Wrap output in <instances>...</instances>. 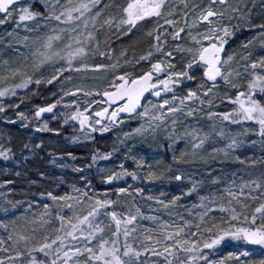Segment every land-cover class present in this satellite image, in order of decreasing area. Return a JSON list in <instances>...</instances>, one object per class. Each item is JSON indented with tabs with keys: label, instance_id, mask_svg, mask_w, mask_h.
<instances>
[{
	"label": "snow or ice",
	"instance_id": "obj_1",
	"mask_svg": "<svg viewBox=\"0 0 264 264\" xmlns=\"http://www.w3.org/2000/svg\"><path fill=\"white\" fill-rule=\"evenodd\" d=\"M0 26V121L59 133L39 122L50 114L72 142L114 136L58 165L78 174L62 194L0 169V264H264V155L242 154L264 152V0H0ZM0 158L21 163L2 131ZM196 161L203 172L179 167Z\"/></svg>",
	"mask_w": 264,
	"mask_h": 264
},
{
	"label": "rangeland",
	"instance_id": "obj_2",
	"mask_svg": "<svg viewBox=\"0 0 264 264\" xmlns=\"http://www.w3.org/2000/svg\"><path fill=\"white\" fill-rule=\"evenodd\" d=\"M197 2H199V0H197ZM258 5H259V0H257V7H258ZM254 11H256V9H254ZM2 32H3V27L0 26V33H2ZM240 38L243 39L244 37L241 36ZM118 45H119V42H117V44H116L117 48H118ZM46 96H47V93H43L42 96H33V97H31V99L24 100L23 103H20V101L18 99H13L10 102H12V103H20V110L21 111H25L26 114L30 116L32 111H34V106L36 104H38V100H39L38 97L41 98V100H39V101L42 104L43 98L46 97ZM228 106L229 105L225 104L224 106H222L221 108H219L217 110H227ZM8 114L10 116L13 115L12 112H9ZM44 120H48L49 121V126L50 127H60V128L61 127H65V130L62 132V135H59L60 132L59 133H56V132H37L35 127H33V130H30V131L28 130L29 131L28 139H30V140L36 139V141L38 143H39V141L41 139H43L45 141V146L43 147V151H41L40 153H45L46 155L50 156V154H49L50 152H56L57 154H59L62 149H70V150L77 149V150H82V151L84 150L85 152L88 153L90 149L96 148V147H99L101 149V151H103V150L110 151L111 150V147H112V144H113V140H114V136L112 134H104L102 139H101V137L99 135H97L98 138H97L96 143H93L91 141L72 142L71 141V136L74 135V134H77L78 133L77 132L78 129H73L72 127L67 126V125H60L56 121L51 120V118L44 119ZM42 121H39V122H42ZM35 123H38V122L32 121L31 122L32 126ZM15 127L18 128V130H20L22 133L25 132V128H22L20 126L19 122H17L16 124H9L8 122L0 121V131H2L5 134V136H7V135L11 136L12 144L14 146V149L18 150L21 147L20 143L23 142V141H22L21 138H17L16 136H14L13 134L10 133L11 130L15 129ZM125 130H127V129H125ZM180 146L183 148L184 144L181 143L179 145V147ZM136 147L137 148H143V153L142 154H145V155L156 151L155 149L147 148V145H141L139 142H137ZM178 149H177V154H179L178 153V151H179ZM64 151H66V150H64ZM37 153H38V155H40V153L38 151H37ZM122 153H123V149L121 150V154H120L121 158L120 159H123ZM261 153H262V151H261L259 145H257L254 148L249 146V147H247L246 150H244L242 152L243 155H254L256 157L262 156ZM171 155H172L171 151H168L166 154L162 153L163 159L165 161H168V162H171ZM155 158L156 159H160L161 157L157 156ZM21 160L23 161L22 158H21ZM12 162L13 163L10 165V168L13 169V171L19 170L22 173H26L25 169L27 168V166L25 164L22 163V166L21 165L17 166L14 163V161H12ZM115 162L118 163L119 161H115ZM66 163L69 164L68 161H66ZM111 163H112V161L111 162L104 161V163H102V164L110 167ZM49 164H52V163L49 162ZM234 164H238V163H234ZM126 165H130V162H126ZM49 167H51V166L49 165ZM179 167H182L185 170H199V171L203 172L202 171L203 166H202L201 163L200 164H197V163L181 164V165H179ZM239 167H241V166L239 165ZM65 170L69 171L71 169L68 168V169H65ZM61 171H64V169H62ZM0 175H2L1 179H3V178H12L11 176H5L3 174H0ZM65 175H66L65 178L69 179V176L67 174H65ZM71 175H74V174L71 173ZM76 177H77V175H76ZM24 181H25V178L23 176L20 178V180H18V182H17V188L18 189L27 190V185L24 183ZM137 182L140 183L138 186L145 187L146 189H152L153 192H156V190L161 188V187L169 186L167 184L162 185V184H160L159 181H157V182L144 181L143 183H141L140 181H137ZM52 185L53 186L51 188H49L47 186V182L43 180V181L39 182L37 185H32L31 188H32L33 192L37 191V189L43 190V189L47 188V189L55 191L57 194H62L64 191H69L70 190L68 188V183L67 184L65 183V184L61 185V187L59 189L56 188L54 182L52 183ZM170 187L171 188H170L169 192L175 191V182H173V184ZM16 198L17 199H21L22 197L21 196H17ZM0 218H3L2 215H0ZM144 223L147 224L149 222L144 221Z\"/></svg>",
	"mask_w": 264,
	"mask_h": 264
},
{
	"label": "trees",
	"instance_id": "obj_3",
	"mask_svg": "<svg viewBox=\"0 0 264 264\" xmlns=\"http://www.w3.org/2000/svg\"><path fill=\"white\" fill-rule=\"evenodd\" d=\"M38 99L41 100V98H39V97H38ZM39 100H38V104H41ZM31 122L28 124V127L25 128V132H23V133L20 130H18V128H16V127H15L14 130H11V132H10L11 134L16 136L17 138H21L22 139L23 142L20 143L21 146L25 142L38 143L36 141V139H32V140L28 139L29 131L33 130V126L31 124ZM64 130H65V127H61V131H60L59 135H62V132ZM20 148L18 150L14 149L18 159H21L19 157ZM179 148H182V147L180 146ZM64 150H66V151H64ZM93 150H94V148L90 149L89 152L87 153L84 150L82 151V150H77V149H72V150H70V149H62L60 151V153H63L64 155L61 156V155H59L60 154L59 153L55 157V159L57 161L56 164H49L50 160L53 159V157L48 156L45 153H40L43 150H38L40 155H38V153H37L35 156H29V159L27 161H24V160L22 161L21 160V164L20 165L22 166V163H23V164H25L27 166V168L25 169L26 170L25 172H26L28 178L34 179V180H39V182L43 181V179H41L39 177V172H41V171L45 172L46 175L49 177V179L46 181L47 182V186L49 188H51L54 185V184L52 185V183H53V181L51 179L52 177L63 176L65 178L66 177L65 174H67L69 176V179L65 178V180L67 181V183L69 185L71 182H73V180L76 177V175L78 176V174L74 173L71 168H70L71 170H69V171L65 170V169H68V168H63L64 171H61L62 168H60L58 165L61 164V163H66V161H68V163L70 165L73 164V163L84 164L87 160L90 159V154H91V152ZM103 151H108V150H103ZM68 152H72L73 155L77 159L75 161H73L71 157H68L66 155V153H68ZM178 153H179V151H178ZM261 154L264 155V152H262ZM111 161H115V157H113ZM111 161H109V162H111ZM12 163H13L12 161H4L2 158H0V169L10 168V165ZM14 163H15V161H14ZM102 163H104V161H101V164ZM194 163L200 164L199 161H196ZM189 164H193V163H189ZM49 165L51 167H49ZM213 167H216L217 169H221L222 168L223 172H226V173H230V172L235 171L238 168H240L238 164H234V163L224 164V165H220L219 163H216V164L213 165ZM257 167H260V165H257ZM202 171H203V168H202ZM71 173H73L74 175H71ZM1 176L2 175H0V179H1ZM24 183H25V181H24ZM128 183H133V182L131 180H129ZM139 184H140L139 182H135L136 186H138ZM120 186H123V184L121 183ZM170 188H171L170 186H164V187H161V188L157 189L156 191H159V190L163 189L164 191H168L169 192ZM193 199H194V197H193ZM233 250L234 249H232V248L226 249V251H233ZM223 254H224L223 252L220 253V255H223Z\"/></svg>",
	"mask_w": 264,
	"mask_h": 264
},
{
	"label": "water",
	"instance_id": "obj_4",
	"mask_svg": "<svg viewBox=\"0 0 264 264\" xmlns=\"http://www.w3.org/2000/svg\"><path fill=\"white\" fill-rule=\"evenodd\" d=\"M50 117H51L50 114H44V116L42 117V120L46 118H50Z\"/></svg>",
	"mask_w": 264,
	"mask_h": 264
},
{
	"label": "bare ground",
	"instance_id": "obj_5",
	"mask_svg": "<svg viewBox=\"0 0 264 264\" xmlns=\"http://www.w3.org/2000/svg\"><path fill=\"white\" fill-rule=\"evenodd\" d=\"M19 157L21 158L20 154H19Z\"/></svg>",
	"mask_w": 264,
	"mask_h": 264
},
{
	"label": "flooded vegetation",
	"instance_id": "obj_6",
	"mask_svg": "<svg viewBox=\"0 0 264 264\" xmlns=\"http://www.w3.org/2000/svg\"><path fill=\"white\" fill-rule=\"evenodd\" d=\"M118 47H119V45H118Z\"/></svg>",
	"mask_w": 264,
	"mask_h": 264
}]
</instances>
